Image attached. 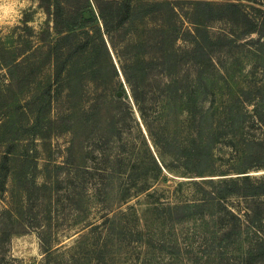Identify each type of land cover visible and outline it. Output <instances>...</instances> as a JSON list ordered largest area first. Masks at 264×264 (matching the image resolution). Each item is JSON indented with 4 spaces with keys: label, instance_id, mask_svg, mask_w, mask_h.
Here are the masks:
<instances>
[{
    "label": "rangeland",
    "instance_id": "obj_1",
    "mask_svg": "<svg viewBox=\"0 0 264 264\" xmlns=\"http://www.w3.org/2000/svg\"><path fill=\"white\" fill-rule=\"evenodd\" d=\"M91 2L50 61L37 2L0 0V264H264V187L211 198L264 175V0H130L116 50Z\"/></svg>",
    "mask_w": 264,
    "mask_h": 264
},
{
    "label": "trees",
    "instance_id": "obj_2",
    "mask_svg": "<svg viewBox=\"0 0 264 264\" xmlns=\"http://www.w3.org/2000/svg\"><path fill=\"white\" fill-rule=\"evenodd\" d=\"M38 6L44 11L47 19V23L45 26L44 31L41 35V39L46 41V58L50 61H57L59 60L60 56V49L58 47L59 41L63 38L68 37V32L74 31L76 29H81L88 27L94 24L95 20L97 19V15H95L94 11L92 10V2L91 0H35ZM253 1V0H249ZM118 2H124L125 7L123 10L116 7ZM94 6L97 10L99 19L101 20L104 29L106 31V37L108 40L109 45L116 50V42L113 37L114 32L118 29V26L121 25L122 19L124 17H128L131 13L132 6L130 5V0H93ZM105 4H110L111 7H114L111 11H107L104 8ZM248 8L254 9L259 11L263 16L262 20L264 22V11L262 9H258L249 5ZM88 15V16H86ZM121 16L119 19L118 17ZM243 18V27L240 29L241 32L239 37L241 40H244L242 45L251 46L253 43V37L251 34L256 32V26L258 25L257 21L254 19L249 18V15L244 12L242 14ZM118 21L111 27L113 21ZM25 28H28L26 24H24ZM95 29V28H93ZM51 32L57 35V39L54 42H51L50 35ZM100 35V34H99ZM224 45L216 43H212L208 45V55L210 58V63L212 67L219 66V62H217V58L220 55L221 49H223ZM27 52V51H26ZM221 64V63H220ZM28 78V77H27ZM25 78V79H27ZM19 83H17V88L22 87V82L20 81V77L18 78ZM252 119L253 125L256 124L257 128L260 129L264 125V118L260 112L253 111V114L249 116ZM252 125V126H253ZM253 128V127H252ZM253 134H250V139H244V145L246 146L245 150L247 151L248 155L251 149H255L256 147H261L263 145L262 137H252ZM248 148V149H247ZM250 151V152H249ZM247 157V156H246ZM151 161L154 165L155 170L157 173L161 171V166L157 161L151 157ZM264 175L262 176H238L232 178H224L220 180L215 186L212 187V199L217 201L225 200L229 195H241L247 196V192H249L248 197H253L257 195L258 191H261L264 187ZM89 231L97 230L100 226L98 224H88ZM102 226V225H101ZM234 225L233 227H235ZM223 234H228L232 231V227H229L228 224H223L221 229ZM89 232V233H90ZM37 237L39 239V244L44 251L47 253L49 251L48 245H46L45 241L40 238L39 232H36ZM97 239V238H96ZM98 241V240H97ZM99 242V241H98Z\"/></svg>",
    "mask_w": 264,
    "mask_h": 264
},
{
    "label": "water",
    "instance_id": "obj_3",
    "mask_svg": "<svg viewBox=\"0 0 264 264\" xmlns=\"http://www.w3.org/2000/svg\"><path fill=\"white\" fill-rule=\"evenodd\" d=\"M86 16H88V15H86ZM121 93H122V92H117V95L119 96Z\"/></svg>",
    "mask_w": 264,
    "mask_h": 264
}]
</instances>
